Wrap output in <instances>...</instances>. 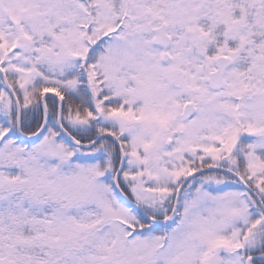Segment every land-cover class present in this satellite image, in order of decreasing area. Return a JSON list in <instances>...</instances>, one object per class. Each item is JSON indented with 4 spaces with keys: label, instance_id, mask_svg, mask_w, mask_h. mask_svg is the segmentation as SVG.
I'll return each instance as SVG.
<instances>
[{
    "label": "snow or ice",
    "instance_id": "obj_1",
    "mask_svg": "<svg viewBox=\"0 0 264 264\" xmlns=\"http://www.w3.org/2000/svg\"><path fill=\"white\" fill-rule=\"evenodd\" d=\"M0 264H264V0H0Z\"/></svg>",
    "mask_w": 264,
    "mask_h": 264
}]
</instances>
